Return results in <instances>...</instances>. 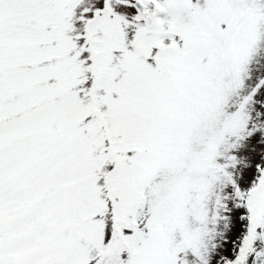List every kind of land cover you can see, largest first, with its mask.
I'll list each match as a JSON object with an SVG mask.
<instances>
[{"label":"snow or ice","instance_id":"6c2138e0","mask_svg":"<svg viewBox=\"0 0 264 264\" xmlns=\"http://www.w3.org/2000/svg\"><path fill=\"white\" fill-rule=\"evenodd\" d=\"M0 264H264V0H0Z\"/></svg>","mask_w":264,"mask_h":264}]
</instances>
